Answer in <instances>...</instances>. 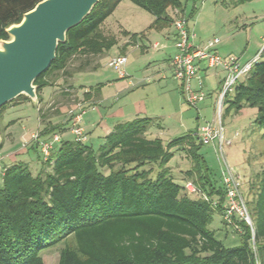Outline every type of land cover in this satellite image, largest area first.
Instances as JSON below:
<instances>
[{"label": "trees", "instance_id": "trees-1", "mask_svg": "<svg viewBox=\"0 0 264 264\" xmlns=\"http://www.w3.org/2000/svg\"><path fill=\"white\" fill-rule=\"evenodd\" d=\"M40 1L0 0V39H8L6 28ZM121 1L100 0L68 31L50 68L35 81L38 104L42 89L57 84L53 77L61 73L66 82L76 71L96 68L91 66L96 56L118 44L102 25ZM130 1L154 16L149 28L157 30L172 24L170 8L184 12L182 0ZM124 33L133 44L144 36ZM75 58L79 63L71 70ZM253 60L249 75L231 99L226 97L225 111L255 107L254 124L264 129V47ZM24 101L31 99L22 95L2 106L0 116L8 104ZM38 115L43 121L41 106ZM155 128H162L158 118L138 116L116 124L98 147L63 140L47 161L42 159L37 174L24 161L6 167L0 186V264H45L41 253L57 244L62 245L58 264H264V162L257 171L252 168L245 198L255 234L243 223L242 244L227 247L209 227L215 211L223 215L226 199L222 178H213L200 152L201 139L188 133L164 141L154 136ZM57 129L46 126L42 134ZM3 143L0 132V149ZM175 151L190 158L178 175L184 183L169 165ZM189 181L194 192L186 187Z\"/></svg>", "mask_w": 264, "mask_h": 264}, {"label": "rangeland", "instance_id": "rangeland-1", "mask_svg": "<svg viewBox=\"0 0 264 264\" xmlns=\"http://www.w3.org/2000/svg\"><path fill=\"white\" fill-rule=\"evenodd\" d=\"M182 1L184 8L182 15L188 20L190 29L197 33V35L204 40L205 44L208 43L210 39L219 38L220 43L218 44V50H220L219 52L222 56L227 52L225 50H228L229 53L232 52V54L240 56L241 60H243L242 62L245 63L251 61L256 56L257 52L264 47V0H248L239 4H233L231 0ZM168 13L173 20L176 18L174 9L170 8ZM154 19V16L146 9L136 5L130 0H122L102 25L103 31L105 30L104 32L113 34L117 36L118 39V44L113 46L108 53L110 55L116 54L119 49L118 45L123 42L126 37L124 31L127 30L130 33H144V36L140 38H143L142 42L148 46L155 41L163 45L164 40L168 38L169 33L172 34L174 32L175 27L172 22L170 26L162 30L149 28ZM251 41L252 46L250 49L248 43H251ZM172 43L171 41L169 45H172ZM160 50L158 53L156 50L151 49V51H149L151 52L150 55L157 54V57H155L156 61L144 65L142 68L165 69L167 71V76L170 77L171 80H175L172 69L168 64V56L173 49L169 48L165 51L163 49ZM165 53H167V55H165ZM78 63L79 60L77 58L71 60L69 69H74ZM117 73L118 71L116 69L103 62L102 66L97 70L77 72L71 79L65 77L66 82L60 80L57 85L45 86L41 92L43 98L41 104H36L32 101L8 104L0 116V132L1 137L4 139L3 146L0 149V157L1 154L6 155L10 151L15 153L19 150V147L23 148V145L29 140L31 133L41 132L44 129L42 127L40 128L41 130L39 129L38 110L40 106L43 107V112L45 113L43 121H45L46 124H44L43 127L48 126L47 119L54 117L56 111L64 112L63 115L57 116V119L61 121V117H65L66 114L69 116V109L74 108L76 106L75 103H82L79 98H83L91 92L90 89L87 88L98 86L99 82L110 78V76L112 79L113 74L116 77ZM62 76L63 75L59 73L56 77H52L57 81ZM223 76H225V72L220 69L208 70V75L204 78V90L207 93V97L198 107L190 106L181 96V105H183L182 108L184 109L183 111H185L183 116L184 123L190 128V133L197 134L200 126L205 125L207 122L217 121V88L220 86V79ZM154 83V81H151L146 84L147 87H149L147 90L143 89L144 86L140 87L139 91L141 92L139 93L142 94V91L143 93H147L148 90L155 87L153 86ZM193 84L196 85L195 82ZM66 87H70L71 90L66 91ZM55 90L61 91L59 93L60 97L53 99L55 97ZM148 93L149 96H146V103L148 105L155 106L157 110H161V114L172 110V104L168 102L167 98H162L159 94L157 95V91L154 89H151ZM232 96L233 93H229L228 99H231ZM49 101H53L51 105H44ZM227 106L228 104H225L221 119L224 127V157L233 170L241 177L242 192L245 198H247L246 193L249 186V173L253 167L255 171H257L264 162V158L261 155V152L264 150V139L262 138L264 129H260L254 124L257 108L244 106L237 112L235 107H231L228 111H225ZM86 107L87 109L89 108L88 106ZM199 123L200 125H198ZM167 125L168 128H172V121H168ZM169 129L168 132H171ZM153 130L154 132L156 131V129ZM70 132L71 130L69 129L61 132L60 135L61 137L64 136V138L71 136V140H76L75 135ZM172 133L174 132L161 135V138H163L164 141H169L175 136H181L178 132L175 133V136H173L174 134ZM154 136L156 135L154 134ZM227 140H232V142L228 144L226 143ZM93 142L95 147L100 144V141ZM215 142L218 144V140ZM200 152L211 167L213 178L219 181L222 170L221 153L216 150L213 142L203 144ZM185 155V153L175 151V155L169 162L173 174L177 175L176 180L179 183H184V180L178 176L180 171L187 169L190 165V158ZM18 156L23 159L25 158L24 160H30V168L34 174H37L41 169V160L43 158L41 152L35 150L29 155L21 154ZM209 227L215 230L216 237L222 240L225 246L234 247L242 244L243 234L235 231L230 224H226L220 211L214 212L213 221ZM251 243H253V239ZM61 246V244H57L51 248L45 249L41 253L45 264H58Z\"/></svg>", "mask_w": 264, "mask_h": 264}, {"label": "crops", "instance_id": "crops-1", "mask_svg": "<svg viewBox=\"0 0 264 264\" xmlns=\"http://www.w3.org/2000/svg\"><path fill=\"white\" fill-rule=\"evenodd\" d=\"M172 34L169 33V36L167 39L164 40L163 45H161L158 41H155V42L150 43L149 46L144 44V42H142L143 38H140V39L138 38L137 43L133 44L131 43L130 37L126 36L124 41L118 45L119 49L116 52V54L110 55L108 53L109 51H107L103 53L102 55L96 56V58L94 59L91 65L92 67L96 66V68H89L86 71L97 70L100 66H102L103 62L107 64V61L110 58L115 57L120 54H124L127 56V64L125 68L126 74H125V77H121L118 73L115 77L113 74L112 79L110 76V78H107L106 80L102 82H99L98 86H95L93 88H87V89H90L91 92L88 93L83 98H79L82 101L84 109H85V113L83 116V125L85 127V131L88 136V140L86 143L92 145L93 147H95L93 141H100V144H101L104 141V137L112 131V129L114 128L116 124L120 122L128 121V120H132L138 116L155 117L158 119L162 118V119H159L163 121V122L160 121L162 128H155L156 131L154 132V134L157 135V137H161V135L168 134L171 132H174L172 133L174 134L173 136H175V133L177 132L178 134H181V135H184L182 133L188 134L191 132L190 128H188V126L184 123L183 116H184L185 111H183L184 110L182 108L183 105H181V96L182 98H184V96H183L179 82L174 79H173L174 81L171 80L170 77L167 76V71L165 69L157 70L156 68L155 69H151V68L143 69L142 68L144 65H148L149 63L156 61L155 57H157V54L150 55L151 52L149 51H151V49L156 50L159 53L160 51H162L160 49H163L165 51L169 48H172L173 50L170 52L168 56V64H169V67L171 68V59L174 56V54L177 52V49L175 46L176 30H174ZM195 34H196L195 43L199 45H204L205 44L204 40H202L199 37V35H197V33ZM263 40H264V37H263ZM171 41L173 43L172 45H169ZM127 43H131V44H128V46L124 48V46ZM249 46L251 49L252 41L251 43L250 42L248 43V47ZM215 49L220 54L219 52L220 50H218L219 49L218 45L216 46ZM225 51L227 52L223 54L224 57L234 56L238 58L241 62L243 61L241 60L240 56L236 54H232V52L229 53L228 50H225ZM226 53H229V54H226ZM165 55H167V53H165ZM198 69L201 71L202 78L204 80L205 76L208 75L209 69H220V68H208L204 65V63H198ZM77 72H82V71L74 72L73 75L69 77V79H71L74 76V74ZM223 79H224V76L220 79V86L217 88L218 95L222 89ZM60 80L64 81L63 76L57 80V84L60 82ZM151 81L155 82L153 85L155 87H152L151 89H154L155 91H157V95L158 94L161 95L162 98H165V99L167 98L168 102L172 104V110H169L168 112H164V114H161L160 112L161 110H157L155 106H150L146 103V99H147L146 96H149L148 92H150L151 89L148 90L147 93H143L142 91V94H140L139 92L141 91H139V88L144 86L143 89L147 90V88L149 87H147L146 84H148ZM60 92L61 91L57 90L55 92V97L53 99L60 97V94H59ZM52 102L53 101H49L45 103L44 105L49 106L52 104ZM86 106H88L89 108L87 109ZM63 114H64L63 111L62 112L56 111V115L54 117L47 119L48 127L58 125L59 129L55 130L54 132H50V133L45 132L43 134H42V131L44 129L41 132L39 131L36 132L40 136L39 141L48 139L55 133L61 134V132L67 131L70 129V117L67 116V114L65 115V117L60 118L61 121L57 119V116L63 115ZM168 121H172L173 129L170 127H169L170 129L168 128V125H167ZM44 124H46V122L40 121L39 119V129L41 127L45 128L43 127ZM198 125H200V123ZM168 129L171 132H168ZM36 133H31L30 134L31 137L29 136V140L26 142V144L23 145V148L19 147V150L16 151L15 153L10 151L6 155L1 154L2 160H1V166H0L1 167L0 186L2 185L3 174H4V170L6 169V167L12 165L15 162H19V161L27 162L29 166H31L30 160H24L25 158L23 159L19 157L18 155H21V154L29 155L32 153V151H35V150L38 152H41L39 141H36V140L33 141L32 136ZM61 139L63 141V140H71L72 138L71 136H67L66 138L62 136ZM61 144L62 142L57 144L53 152L57 148H59ZM42 164L43 162L41 160V166ZM220 178H221V174H220Z\"/></svg>", "mask_w": 264, "mask_h": 264}, {"label": "built area", "instance_id": "built-area-1", "mask_svg": "<svg viewBox=\"0 0 264 264\" xmlns=\"http://www.w3.org/2000/svg\"><path fill=\"white\" fill-rule=\"evenodd\" d=\"M174 12L176 18L173 20V25L176 30L175 46L177 52L171 59V68L175 80L180 84L186 102L190 106L198 107L207 97V93L204 90V80L201 71L198 69V63H204L208 68H220L225 72L222 89L216 102L218 119L217 121L214 120L202 125L197 135L203 144L213 142L216 150L222 155L221 178L226 199L223 219L239 233H243L244 231L243 223L248 225L254 236V221L242 192L241 177L233 170L224 157V127L221 121L226 97L229 93H233L239 81L249 75L253 68L254 60L252 59L243 63L234 56L224 57L220 55L215 49L220 43L219 38L210 39L204 46L196 44V34L190 29L188 20L183 17L181 10L178 8L174 9ZM107 64L116 69L121 77H125L126 55L120 54L112 57L108 60ZM194 82L196 85L193 84ZM75 105L74 108L69 109L68 113L70 117V130L75 135L77 141L86 143L88 136L83 125L85 109L81 102H77ZM32 137L33 140L39 141L40 136L38 133ZM216 140H218V144H216ZM61 142L62 139L59 133H55L50 138L39 141L40 151L45 161L51 157L56 145ZM231 142L232 140L226 141L228 144ZM186 187L190 192L196 190L192 181H189Z\"/></svg>", "mask_w": 264, "mask_h": 264}, {"label": "water", "instance_id": "water-1", "mask_svg": "<svg viewBox=\"0 0 264 264\" xmlns=\"http://www.w3.org/2000/svg\"><path fill=\"white\" fill-rule=\"evenodd\" d=\"M100 0H42L6 28L0 39V108L25 95L38 104L36 79L56 58L60 43Z\"/></svg>", "mask_w": 264, "mask_h": 264}]
</instances>
